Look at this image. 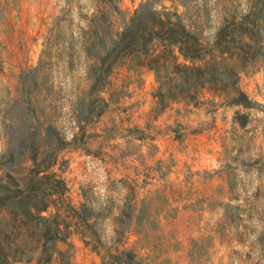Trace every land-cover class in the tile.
<instances>
[{
  "label": "rangeland",
  "instance_id": "1",
  "mask_svg": "<svg viewBox=\"0 0 264 264\" xmlns=\"http://www.w3.org/2000/svg\"><path fill=\"white\" fill-rule=\"evenodd\" d=\"M142 1L123 0L121 8L130 14ZM188 1L187 23L207 40L215 38L233 13L249 8V0ZM97 5V0H0V166L4 162L6 168L22 171L30 164L21 146L10 161L6 124L25 119L18 102L20 81L37 69L35 79L27 83L36 114L56 120L70 142L54 168L67 183L66 202L77 209L86 205L101 237L94 251L91 240L86 243L73 232L59 243L51 264L108 263V247L132 250L143 264H264V56L240 75L252 107L215 106L208 99L178 101L159 120L163 110L158 111L153 101L144 128L104 118L111 107H127L126 96L134 88L146 85L153 95L157 86L154 72L151 77L147 67L130 68L131 62L124 61L113 69L101 92L108 102L104 116L85 127L84 139L73 141L78 131L73 107L88 90L81 43ZM193 106L209 116L208 145L195 153L210 154L189 163L184 158L191 131L185 120ZM172 129L174 135L169 133ZM16 131V137L25 134L23 126ZM161 139L167 144L162 155L157 141ZM163 214L176 217L173 226L200 228L189 252L160 242L174 238L172 231H165L171 224L169 218L163 222Z\"/></svg>",
  "mask_w": 264,
  "mask_h": 264
},
{
  "label": "trees",
  "instance_id": "2",
  "mask_svg": "<svg viewBox=\"0 0 264 264\" xmlns=\"http://www.w3.org/2000/svg\"><path fill=\"white\" fill-rule=\"evenodd\" d=\"M122 2L97 0L96 13L88 19L87 38L81 43L88 90L73 107L78 128L73 141L84 139L85 127L103 114L108 102L101 92L113 69L127 60L130 68L143 66L154 72L158 111L174 102L203 99L215 106H253L239 82L241 71L264 56V0H249L248 10L233 13L213 40L203 38L187 23L188 0H143L130 14L122 10ZM35 71L25 73L20 81L23 89L18 102L25 119L18 122L14 118L6 124L10 161L21 146L30 164L14 171L1 162L0 264L33 260L51 264L59 243L73 232L81 234L86 243L91 240L94 251L101 241L87 206L77 209L66 202L67 183L54 168L70 142L56 120L36 114L37 105L27 86L35 79ZM20 126L25 134L16 137ZM105 251L109 262L103 264H143L132 250L108 247Z\"/></svg>",
  "mask_w": 264,
  "mask_h": 264
},
{
  "label": "crops",
  "instance_id": "3",
  "mask_svg": "<svg viewBox=\"0 0 264 264\" xmlns=\"http://www.w3.org/2000/svg\"><path fill=\"white\" fill-rule=\"evenodd\" d=\"M144 69L145 71L149 72L150 76L152 77L153 71L148 70L147 68ZM148 89L149 88L146 87V85L134 88L132 93L126 96L125 103L128 106L121 109L117 107L114 109L110 106L111 109L104 118L110 121L115 118L118 122H121L122 125L127 127L144 128L147 126V119L151 105L153 104V101H155L151 91ZM117 105H122L123 107V102H118ZM170 107L171 106H168L162 111L160 115H158L159 120H161L162 117L165 118L168 115ZM176 117L177 116L173 117L172 119H175ZM185 121L187 122L188 128L191 132L188 135L189 138L186 139L185 142V144H187V155L184 159L189 163L193 161L200 162L203 160V158L199 157L200 154L203 156L210 154L207 151L204 152L202 150H200L199 153H195L196 148H202L203 146L208 145L206 142L209 140V137L207 135L206 126L207 122L209 121V116L204 114L199 106H193L189 111ZM165 131L166 129L164 128L163 133H165ZM169 133L174 135L173 129L170 130ZM168 136L169 135H166L165 139H167ZM157 141L159 143L158 153L162 155L167 146V144H165L166 140L161 139ZM175 145L177 146L176 143ZM171 151L175 150L171 148L170 152ZM195 156L198 158L194 159ZM167 218H169L171 225L168 228H165V231H172L174 238L169 241L161 240L160 242L171 244L174 248L175 246L177 248L180 246L181 251L185 250L186 252H189L191 240L201 233L200 228L197 226V224H191L187 226L186 224L179 225V223H177L175 226H173L172 224H174L176 217H168L166 214L161 216L163 222H167Z\"/></svg>",
  "mask_w": 264,
  "mask_h": 264
}]
</instances>
